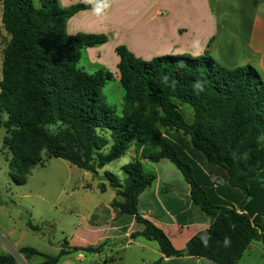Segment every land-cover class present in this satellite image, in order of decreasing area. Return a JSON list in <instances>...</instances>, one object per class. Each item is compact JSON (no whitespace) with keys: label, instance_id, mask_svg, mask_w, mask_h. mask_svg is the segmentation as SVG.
I'll return each mask as SVG.
<instances>
[{"label":"trees","instance_id":"obj_1","mask_svg":"<svg viewBox=\"0 0 264 264\" xmlns=\"http://www.w3.org/2000/svg\"><path fill=\"white\" fill-rule=\"evenodd\" d=\"M3 7L0 51V131L13 181L28 176L49 159H62L94 175L135 146L145 161H170L190 187L192 208L167 207L181 226H209L175 248L163 229L139 211L142 194L157 175L140 161L122 170L121 180L106 172L116 192L113 208L140 229L130 238L157 242L166 258H205L215 264H239L253 243L264 245V78L253 66L228 68L210 54L169 55L144 61L125 46L119 56L123 110L118 114L104 96L113 75L80 67L85 50L108 43L106 35L68 33L77 13L92 7L64 8L58 0H0ZM99 8L107 10L106 2ZM3 31L6 33L4 36ZM180 104L194 111L187 122ZM106 185L101 190H106ZM103 245L70 246L58 255L19 250L25 261L60 264L73 253L101 254ZM0 264H18L0 254Z\"/></svg>","mask_w":264,"mask_h":264},{"label":"crops","instance_id":"obj_2","mask_svg":"<svg viewBox=\"0 0 264 264\" xmlns=\"http://www.w3.org/2000/svg\"><path fill=\"white\" fill-rule=\"evenodd\" d=\"M58 1L64 8L76 4L92 7L80 11L69 20L68 33L107 35L109 38L107 44L90 48L96 55H100L107 45L114 51L119 46H125L144 61L169 55L188 54L200 57L210 54L228 68L253 66L264 78V0ZM103 1L108 5L105 11L99 10V3ZM119 61L118 57L115 63L118 65ZM185 184L182 186L172 181L163 182L157 176L153 186L140 197V214L163 229L169 238L166 232L169 226H177L182 231L195 226L179 225L167 208L169 205L185 211L192 208L189 201L190 187L186 182ZM106 187L105 191L108 190L107 185ZM116 199L119 198L116 196L110 205H99L86 217L87 233L92 235L95 241L91 243L88 240L83 247L111 240V244L106 248L111 246L118 248L123 243L130 244L136 240H132L130 235L140 229L133 230L136 225L131 222L128 230L123 231V228L127 227L124 224L126 222L112 205ZM116 219L115 225L111 227ZM203 225L209 226V221ZM191 237L193 236L187 238L184 245ZM256 243L251 245L239 264H264V245ZM83 254L85 253H80V256L83 257ZM103 254L104 252L97 255L108 263L109 257L103 258ZM67 257L62 258L60 264H74L71 261L63 262ZM161 257L163 255L160 251L159 259ZM210 262L205 258L184 257L166 258L162 264H210Z\"/></svg>","mask_w":264,"mask_h":264},{"label":"rangeland","instance_id":"obj_3","mask_svg":"<svg viewBox=\"0 0 264 264\" xmlns=\"http://www.w3.org/2000/svg\"><path fill=\"white\" fill-rule=\"evenodd\" d=\"M34 4L38 6V0H34ZM99 10L101 9L99 8ZM2 13L3 7L0 4L1 29ZM3 33L6 36L4 31ZM2 49L0 51V81L3 64ZM187 56L193 57L188 54ZM118 57L116 51L109 45L100 52V55L94 54L92 49H87L83 53L80 67L89 74L103 69L113 75L114 79L107 82L103 93L108 106L115 108L118 114H121L123 90L118 81L120 79L118 65L115 63ZM180 108L187 122H193V109L185 104H180ZM5 135V131L1 130L0 254L13 255L18 264H39L42 262L41 257H35L30 262L25 261L19 253V250L24 247L36 249L45 255L56 256L66 241L70 246H82L87 244L88 240L91 243L95 241L94 237L87 233L86 217L94 212L99 205H110L116 197L115 191L109 187L106 172L123 180L125 174L122 168L130 162L140 161L146 172L155 173L163 182L172 181L176 185H186L183 175L170 161L165 160L159 163L145 161L141 151L135 146L124 157L99 170L97 175L82 170L68 161L49 159L46 153H43V164L32 170L25 185H18L13 181L15 171L11 169L10 163L5 157L6 155L10 156L8 149L4 148ZM102 185H107L108 190L102 192ZM116 221L117 219L112 222L111 227L115 225ZM207 226L195 225L183 231L177 226H169L166 232L172 239L175 248L180 249L189 236H194ZM137 228L138 226H135L133 230ZM109 244H111V240L94 246L103 245V258L109 257L108 263H105L97 254L86 253L83 254V257L80 256V253H73L63 262L71 261L74 264H142L145 262V264H155L159 259L158 243L147 241L144 238H138L130 244L129 242L123 243L118 248L112 246L106 248ZM258 244L263 245L262 243ZM210 264L215 263L210 262Z\"/></svg>","mask_w":264,"mask_h":264},{"label":"water","instance_id":"obj_4","mask_svg":"<svg viewBox=\"0 0 264 264\" xmlns=\"http://www.w3.org/2000/svg\"><path fill=\"white\" fill-rule=\"evenodd\" d=\"M95 7H97V5H95Z\"/></svg>","mask_w":264,"mask_h":264}]
</instances>
